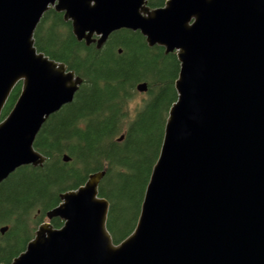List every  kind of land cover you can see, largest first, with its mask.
<instances>
[{
  "label": "water",
  "instance_id": "95a60500",
  "mask_svg": "<svg viewBox=\"0 0 264 264\" xmlns=\"http://www.w3.org/2000/svg\"><path fill=\"white\" fill-rule=\"evenodd\" d=\"M51 8L86 45L102 48L128 28L175 52L177 99L132 233L114 243L99 170L61 193L9 264H264V0H166L155 8L148 0H0V184L23 165L44 164L35 140L83 83L35 45Z\"/></svg>",
  "mask_w": 264,
  "mask_h": 264
},
{
  "label": "trees",
  "instance_id": "16d2710c",
  "mask_svg": "<svg viewBox=\"0 0 264 264\" xmlns=\"http://www.w3.org/2000/svg\"><path fill=\"white\" fill-rule=\"evenodd\" d=\"M150 3L162 6L165 0ZM35 45L75 70L83 83L74 100L48 118L35 140L36 149L47 157L44 164L23 165L0 184V262L6 264L26 249L47 211L60 203L61 193L84 184L99 170L106 171L99 191L110 202L108 229L115 243L125 239L136 227L168 111L177 98L176 54L149 46L140 31L117 30L99 49L78 41L71 23L51 8L36 28ZM141 82L148 85L144 104L132 111L130 102ZM21 85L12 91L2 119L17 101ZM51 221L55 227L63 225L58 217ZM4 226L8 229L2 233Z\"/></svg>",
  "mask_w": 264,
  "mask_h": 264
},
{
  "label": "rangeland",
  "instance_id": "374dc122",
  "mask_svg": "<svg viewBox=\"0 0 264 264\" xmlns=\"http://www.w3.org/2000/svg\"><path fill=\"white\" fill-rule=\"evenodd\" d=\"M145 97H146V93L138 92L136 94V97L133 98L131 100V102H130V108H131V110L132 111H135L137 108L141 107L144 104L143 100H144ZM135 207L137 208V205H135ZM135 212H136V216H137V209L134 211V213H133L134 215H135Z\"/></svg>",
  "mask_w": 264,
  "mask_h": 264
},
{
  "label": "flooded vegetation",
  "instance_id": "af4514ba",
  "mask_svg": "<svg viewBox=\"0 0 264 264\" xmlns=\"http://www.w3.org/2000/svg\"><path fill=\"white\" fill-rule=\"evenodd\" d=\"M149 5L152 6L151 3H150V0H149ZM152 7H154V6H152ZM155 7H156V6H155ZM159 47H162V46H159ZM162 48H163V47H162ZM163 49H164V52H165V48H163Z\"/></svg>",
  "mask_w": 264,
  "mask_h": 264
},
{
  "label": "bare ground",
  "instance_id": "6f19581e",
  "mask_svg": "<svg viewBox=\"0 0 264 264\" xmlns=\"http://www.w3.org/2000/svg\"><path fill=\"white\" fill-rule=\"evenodd\" d=\"M129 36V35H128ZM132 82V81H131ZM128 98V97H127Z\"/></svg>",
  "mask_w": 264,
  "mask_h": 264
}]
</instances>
